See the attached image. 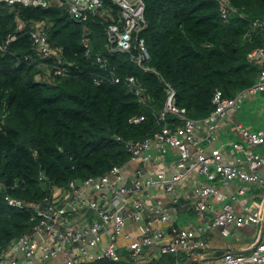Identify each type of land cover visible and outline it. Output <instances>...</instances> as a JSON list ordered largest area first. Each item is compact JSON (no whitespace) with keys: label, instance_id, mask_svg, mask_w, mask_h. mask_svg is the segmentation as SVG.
<instances>
[{"label":"trees","instance_id":"16d2710c","mask_svg":"<svg viewBox=\"0 0 264 264\" xmlns=\"http://www.w3.org/2000/svg\"><path fill=\"white\" fill-rule=\"evenodd\" d=\"M221 1L228 7L226 17ZM104 3L106 14L85 21L75 20L65 5L0 4L1 258L40 221L34 209L14 206L8 197L44 203L55 188L69 189L71 181L82 184L126 165L132 159L127 141L152 137L165 122L177 124L174 114L159 119L168 85L176 91V105L198 120L215 109L217 89L234 97L258 80L263 65L248 53L264 43V34L248 31L264 15V0H144L147 24L140 36L150 53L144 62L149 68L135 62L137 49H112L106 29L110 15L120 18V8L113 0ZM39 21L46 24L50 44L63 50L65 74L42 65L55 59L42 58L34 48L30 30ZM10 34L16 38L7 42ZM130 75L142 96L127 83ZM142 114L146 118L136 121ZM120 255L82 264H139L126 252ZM187 258L185 252H165L142 264Z\"/></svg>","mask_w":264,"mask_h":264},{"label":"built area","instance_id":"2783aa9c","mask_svg":"<svg viewBox=\"0 0 264 264\" xmlns=\"http://www.w3.org/2000/svg\"><path fill=\"white\" fill-rule=\"evenodd\" d=\"M120 8V18L114 19L110 15L107 26L108 40L112 49L130 51L132 48L137 49L138 53L133 55L137 64L144 68H149L145 65V61L150 58V53L147 49L145 39L140 36V32L145 28L147 21L145 18V3L144 0H113ZM1 3L8 4H22L24 6H43L47 7L52 3L58 5H65L68 8L71 16L77 21H85L90 16L96 15L100 12L103 14L108 12L105 7L104 0H0ZM220 10L223 17L227 16L228 7L225 2H220ZM44 22L35 23L31 30V37L35 50L44 59H52L55 61H43L42 65L50 66L54 74L62 75L67 72V66L61 63L63 50L61 47L52 46L48 39L47 30ZM84 41L89 44L90 38L88 36L90 29L87 28ZM256 30L257 33L264 34V15L254 19L251 23V28L248 31ZM16 34L8 35L7 42L14 40ZM6 48V46H4ZM86 55H90L91 47H87ZM250 59L262 64V69L258 80L251 86L239 91L234 97H226L221 89H217L213 103L215 109L206 117L202 119H194L189 117L185 108L176 105L175 94L176 91L168 85V94L165 104L160 111L159 119L165 121L168 114H174L178 117L177 124L171 126L164 123L160 131L156 132L152 137H147L143 140H129L127 147L132 152V159H141L142 161H150L152 154L150 149L158 147L160 151L165 152L169 147L178 148L180 157L177 163L178 170L170 177H165V170L161 169L156 178L149 180L148 183L162 182L165 184L167 190H174L176 185L181 182L186 176L192 172H199L205 176V180L196 184L194 190L197 194L196 209L203 213L208 208L207 199L214 196L217 199H223L225 195L221 188L217 185L218 182L228 184L233 180L239 179L252 184L259 181L260 176L257 173L259 167L264 165V152H256L251 148L252 144H264V128L255 131L241 127V131L245 136L248 145L241 142H234L233 149L242 152L244 158L248 162V166L244 168L241 166L240 158L237 161L223 160L222 147L214 146L209 152H193L192 147L198 142V126L203 124L206 132H208V139L215 140L218 136V130L224 116L229 111L237 108L240 100L245 95H256L262 93L264 98V43L249 51ZM97 61L101 66L107 64L103 56L98 55ZM114 81H120V77H114ZM99 83L100 80H97ZM127 83L133 88L135 94L142 96L138 80L135 76L127 77ZM144 114L136 118V121L144 120ZM124 166L115 165L104 175L95 178L90 177L82 184H89L95 190L102 191L105 188L115 186L114 183L122 179ZM114 177V181L112 179ZM70 186L78 195V185L76 181H71ZM142 186V181L138 178L131 185H122L118 187L117 195L122 196L127 193L139 190ZM116 188V187H115ZM237 191L241 194L246 192L245 186H240ZM101 194V193H100ZM102 195L90 200V206L95 209L98 218L94 222L78 229L70 225L68 209L65 205L59 204L55 198H50L44 203H32L40 222L32 233L24 234L18 239L14 240L3 258L0 257V264H20L17 257L11 252V249H20L24 254L32 259L38 248L37 242L33 239L36 231L45 232L54 237L55 243L45 248L42 255L38 259V264H45L46 260L51 256H55L67 244L68 241L84 239V235L88 236L87 244L81 246V254L86 260H93L98 258H108L112 260H119L121 255L119 253V246L117 242L118 233H120L125 225L126 217L111 208H109L103 201ZM233 198L236 196L233 194ZM9 202L14 206H25V202L8 197ZM177 198H173L176 201ZM145 207L141 201H134L133 208L128 216L136 221L143 218L142 211ZM264 206H245L242 211L237 210L231 202H226L221 210L211 220V227H222V232L228 235L231 232L230 225L243 226L246 224H258L263 219ZM169 215L166 211L161 212L157 216L158 221H166ZM60 224L61 229L56 228ZM107 233L109 240L104 252H91L90 248L96 246L102 239V234ZM202 232V227H181L177 225L170 226V234L172 239L169 242L165 241V233L158 229H143L141 236L132 241L129 245L128 257L135 262L142 264L148 260L145 256V247L154 244L161 245V252H170L177 254L185 252L190 258L199 247H205L207 241L199 238ZM11 248V249H10ZM187 258V259H188ZM179 260L178 264H264V240L257 241L248 253L237 252L233 250L225 251L221 256L209 259H194V260ZM74 259L69 257L67 263L74 264Z\"/></svg>","mask_w":264,"mask_h":264},{"label":"crops","instance_id":"0c3cea01","mask_svg":"<svg viewBox=\"0 0 264 264\" xmlns=\"http://www.w3.org/2000/svg\"><path fill=\"white\" fill-rule=\"evenodd\" d=\"M246 101H241L237 108L232 109L224 116L219 127V136L215 139H208L203 124L198 126V142L192 147L193 152H209L214 146L222 147L223 160L237 161L240 158V164L244 168L248 166L247 160L242 152L233 149L234 142H241L248 145V142L241 131V127L255 131L264 128V98L262 93L256 95H248ZM259 100H262L259 102ZM257 103H260L259 105ZM251 148L256 152H264V144H252ZM152 159L150 161H142L141 159H131L125 166L122 179L114 183L112 187L103 189L101 192L95 190L89 184H77L78 195L71 188H55L53 197L59 203L65 205L68 209L69 222L71 226L78 229L88 227L89 224L98 218V215L90 206V200L94 197H101L102 201L112 210L123 214L126 217L125 225L118 235L117 242L124 239L127 243L118 244L120 252H127L129 245L136 238L141 236L143 229H158L165 233V241L172 239L170 234V226L177 225L181 227H202L199 238L207 241L205 247H199L190 259H209L221 256L227 250L248 253L251 247L259 240H264V214L263 219L258 224H246L243 226L230 225L231 232L226 236H233L231 239L224 240L225 234L214 231L215 227H211V220L215 217L219 210L226 202H231L234 207L242 211L245 206H264V165L257 170L260 176L259 181L248 184L243 180H233L228 184L218 182L217 185L225 195L223 199H217L210 196L207 199L208 208L203 212L196 209L197 194L194 190L196 184L205 180V176L199 172H192L179 182L174 190H167L162 182L148 183L149 180L156 178L161 169L165 170V177L170 178L178 170V160L180 151L178 148L169 147L165 152L159 150L158 147L150 149ZM140 179L142 186L139 190L129 192L125 195L118 196V187L122 185H131L135 180ZM114 181V177L112 176ZM240 186L246 187V192L241 194L237 191ZM116 187V188H115ZM190 190V192H189ZM188 191V192H186ZM101 193V194H100ZM236 198H233L232 195ZM162 197H167L162 201ZM173 198H177L173 201ZM154 200L150 206L145 204L146 200ZM134 201L144 203L145 213L142 220L136 221L128 216L133 208ZM157 206V207H156ZM166 211L169 218L166 221H158L157 216ZM140 222H142L140 224ZM139 226V228H137ZM56 228L61 229V225L57 224ZM102 234L101 241L94 247L90 248L91 252L101 253L107 247L108 240ZM224 236H223V235ZM108 235V234H107ZM109 236V235H108ZM33 239L37 242L38 248L32 259H29L22 250L11 249L20 264H38V259L42 255L45 248L52 246L55 239L48 233L36 231ZM88 236L84 235V239L68 241L66 245L55 256H51L45 264H69V257L78 261L74 264H82L80 257L81 246L87 244ZM123 240V241H124ZM78 249L80 253L78 252ZM162 254L161 245L154 244L145 247V256L148 260L157 258ZM85 258V257H84ZM86 259V258H85ZM87 262V260H85Z\"/></svg>","mask_w":264,"mask_h":264},{"label":"rangeland","instance_id":"374dc122","mask_svg":"<svg viewBox=\"0 0 264 264\" xmlns=\"http://www.w3.org/2000/svg\"><path fill=\"white\" fill-rule=\"evenodd\" d=\"M248 95H245L240 101H246V97H247ZM260 101H262V100H259V102ZM258 105L260 104V103H257ZM264 111L263 110H260V113H263ZM186 192H188V191H186ZM189 192H190V190H189ZM167 197H162V201H163V203H164V200L166 199ZM154 203V200L153 199H151V200H146L145 201V204L147 205V206H150V205H152ZM144 204V203H143ZM157 207V206H156ZM142 213L144 214L145 213V210H143L142 211ZM142 222H140V224H141ZM137 228H139V226L137 227ZM214 231L216 232V233H220L221 232V228L220 227H215V229H214ZM120 234V233H119ZM118 234V235H119ZM223 235V234H222ZM224 236V235H223ZM104 238H107V240L109 239V236L107 235V234H105L104 235ZM224 238V240H227V239H231V238H233V236H224L223 237ZM124 239H120V237H119V241H118V244L120 243V244H123V243H127L125 240L123 241ZM40 250H41V252H43L42 251V249L40 248ZM78 252L80 253V251H79V249H78ZM86 259L84 258V257H80V261H85Z\"/></svg>","mask_w":264,"mask_h":264},{"label":"clouds","instance_id":"9594fccd","mask_svg":"<svg viewBox=\"0 0 264 264\" xmlns=\"http://www.w3.org/2000/svg\"><path fill=\"white\" fill-rule=\"evenodd\" d=\"M6 4H8V3H6ZM14 5V4H13ZM22 5V4H21ZM40 22V21H39ZM42 22V21H41ZM37 23V22H36ZM46 25V24H45ZM46 27V26H45ZM32 30V29H31ZM31 30H30V35H31ZM47 34H48V32H47ZM125 166V165H124ZM53 197V196H52ZM54 198V197H53ZM56 199V198H55ZM21 200V199H20ZM23 201V200H22ZM25 202V201H24ZM59 202V201H58ZM32 203H35V202H32ZM32 203H29V204H27L26 202H25V206H29V207H31L32 209H34L32 206H31V204ZM59 204H61V203H59ZM62 205V204H61ZM19 207V206H18ZM37 215V214H36ZM41 219V218H40ZM40 222V221H39ZM39 224V223H38ZM37 227V226H36ZM36 229V228H35ZM27 234V233H26ZM12 244V243H11ZM119 253H120V251H119ZM128 253H129V250L126 252V254H127V256H128ZM165 253V252H164ZM191 260H194V259H191ZM151 261V260H150ZM85 262V261H84Z\"/></svg>","mask_w":264,"mask_h":264},{"label":"water","instance_id":"95a60500","mask_svg":"<svg viewBox=\"0 0 264 264\" xmlns=\"http://www.w3.org/2000/svg\"><path fill=\"white\" fill-rule=\"evenodd\" d=\"M191 261V260H190Z\"/></svg>","mask_w":264,"mask_h":264}]
</instances>
